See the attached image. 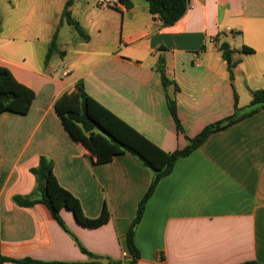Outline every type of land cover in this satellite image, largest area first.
<instances>
[{
  "label": "crops",
  "instance_id": "0c3cea01",
  "mask_svg": "<svg viewBox=\"0 0 264 264\" xmlns=\"http://www.w3.org/2000/svg\"><path fill=\"white\" fill-rule=\"evenodd\" d=\"M97 1L0 0L9 16L1 23L0 63L36 93L28 113H0V253L15 260L2 264L132 259L127 233L156 172L129 151L97 163L64 128L55 104L73 96L79 81L167 152L184 149L209 125L248 113L254 92L264 89V0H189L169 26L145 0L99 12ZM68 3L88 36L78 32L77 44L61 40ZM57 30L58 49L46 61ZM221 42L233 49V78ZM42 156L88 217H98L106 203L110 220L88 227L63 208L62 225L46 204L16 201L34 193L32 169ZM135 241L136 264H264V107L176 161L148 200Z\"/></svg>",
  "mask_w": 264,
  "mask_h": 264
},
{
  "label": "trees",
  "instance_id": "16d2710c",
  "mask_svg": "<svg viewBox=\"0 0 264 264\" xmlns=\"http://www.w3.org/2000/svg\"><path fill=\"white\" fill-rule=\"evenodd\" d=\"M121 1L131 6L128 0ZM145 1L148 4L149 11L158 14L166 26L172 25L181 19L190 5L189 0ZM68 8L69 3L64 11V17H66L67 22L72 24L82 36L87 38L88 36L84 33L79 21L72 16ZM57 36L58 30L53 35L46 61L49 60L52 52L58 49ZM219 48L227 62L230 76L233 78L235 66V62L232 61L233 49L227 42H221ZM243 51L253 52L254 50L250 47H244ZM158 70L161 73L164 86H167L169 80L165 75L164 67L159 65ZM35 97L36 93L32 88L19 82L12 71L0 63V113L13 111L26 114L30 110ZM169 107L178 128H181L175 102L172 99H169ZM260 107H264V89L254 92L251 110L246 114H252ZM55 109L64 128L74 139L84 142L91 149L97 163L109 162L115 155L129 151L138 155L146 166L156 172L147 192L139 202L136 216L127 233V246L132 255L129 264H136L140 256V251L135 241L136 227L141 221L146 204L154 193L160 179L170 174L176 161L198 148L212 132L220 130L246 115H233L224 121L209 125L197 136L191 138L184 149L167 152L89 95L82 81L76 84V93L73 96L62 95L57 99ZM32 172L35 174L37 181L35 191L28 197H16V201L20 204L30 206L37 202L44 203L62 225L64 224L60 217V211L63 208L71 209L78 222L88 227H98L110 220L111 213L106 203L98 217H88L84 213L79 199L59 183L54 172L53 162L45 156L41 157L39 165L32 169ZM8 260L14 259L7 258L0 253V264ZM27 262L31 261L27 260ZM116 264H120V262ZM243 264L260 263L247 262Z\"/></svg>",
  "mask_w": 264,
  "mask_h": 264
},
{
  "label": "rangeland",
  "instance_id": "374dc122",
  "mask_svg": "<svg viewBox=\"0 0 264 264\" xmlns=\"http://www.w3.org/2000/svg\"><path fill=\"white\" fill-rule=\"evenodd\" d=\"M96 7V10L97 12L99 11H103L101 8H99L98 6H95ZM0 12H1V19H0V29H1V23L3 24V20H4V25L8 23L9 21V16H8V9H6V11L4 10V7H0ZM59 24V23H58ZM59 27V25L57 26ZM62 30V35H61V40L62 42L67 39H70L72 43H75L77 44L78 42L74 41V37H77L79 34H78V31L77 29L72 25V24H69L67 23V19L66 17H64V27L61 29ZM64 41V42H65ZM72 46H75L74 44L71 45Z\"/></svg>",
  "mask_w": 264,
  "mask_h": 264
},
{
  "label": "built area",
  "instance_id": "2783aa9c",
  "mask_svg": "<svg viewBox=\"0 0 264 264\" xmlns=\"http://www.w3.org/2000/svg\"><path fill=\"white\" fill-rule=\"evenodd\" d=\"M98 6L102 9L109 8H121L123 7V2L121 0H98ZM69 71L64 70V75H68Z\"/></svg>",
  "mask_w": 264,
  "mask_h": 264
}]
</instances>
